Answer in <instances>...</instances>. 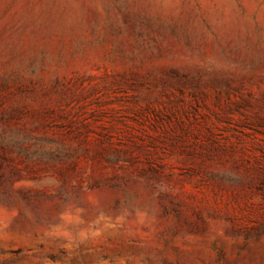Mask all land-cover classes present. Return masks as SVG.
<instances>
[{
  "label": "rangeland",
  "instance_id": "374dc122",
  "mask_svg": "<svg viewBox=\"0 0 264 264\" xmlns=\"http://www.w3.org/2000/svg\"><path fill=\"white\" fill-rule=\"evenodd\" d=\"M0 264H264V0H0Z\"/></svg>",
  "mask_w": 264,
  "mask_h": 264
}]
</instances>
